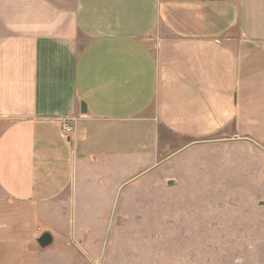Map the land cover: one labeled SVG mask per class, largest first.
<instances>
[{"label":"crops","instance_id":"0c3cea01","mask_svg":"<svg viewBox=\"0 0 264 264\" xmlns=\"http://www.w3.org/2000/svg\"><path fill=\"white\" fill-rule=\"evenodd\" d=\"M147 120L264 147V0H0V264L84 263Z\"/></svg>","mask_w":264,"mask_h":264},{"label":"rangeland","instance_id":"374dc122","mask_svg":"<svg viewBox=\"0 0 264 264\" xmlns=\"http://www.w3.org/2000/svg\"><path fill=\"white\" fill-rule=\"evenodd\" d=\"M154 123L143 128L144 147L139 137L138 168L124 160L123 186L108 185L110 210L83 221L82 264H264V147L182 137ZM141 131L109 138L127 152Z\"/></svg>","mask_w":264,"mask_h":264},{"label":"water","instance_id":"95a60500","mask_svg":"<svg viewBox=\"0 0 264 264\" xmlns=\"http://www.w3.org/2000/svg\"><path fill=\"white\" fill-rule=\"evenodd\" d=\"M85 110H86L85 104L82 103L81 104V112L84 113ZM135 179L131 180L130 182L134 181ZM172 183H173L172 181H168V185H171ZM122 188L123 187H121V189ZM260 204L264 205V202H261ZM38 243H39L40 247H42V248L47 247L52 243V236L48 233H45L40 237V239L38 240Z\"/></svg>","mask_w":264,"mask_h":264},{"label":"built area","instance_id":"2783aa9c","mask_svg":"<svg viewBox=\"0 0 264 264\" xmlns=\"http://www.w3.org/2000/svg\"><path fill=\"white\" fill-rule=\"evenodd\" d=\"M61 131L64 138L68 139L70 133L72 132V125L70 121H62L61 122Z\"/></svg>","mask_w":264,"mask_h":264}]
</instances>
